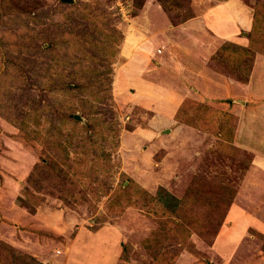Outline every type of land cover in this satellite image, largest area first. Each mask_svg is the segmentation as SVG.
Masks as SVG:
<instances>
[{
  "label": "rangeland",
  "instance_id": "rangeland-1",
  "mask_svg": "<svg viewBox=\"0 0 264 264\" xmlns=\"http://www.w3.org/2000/svg\"><path fill=\"white\" fill-rule=\"evenodd\" d=\"M245 1H256L253 44L240 34L204 52L187 51L186 41L171 47L174 28L170 43H155V27L176 26L217 0H0V264H21L17 254L40 264L261 262L263 240L248 229L264 228V164L252 170L249 159L264 157V105L244 112L238 94L255 78L264 91V0ZM135 30L127 55L139 53L140 66L120 53ZM160 75L172 81L162 89L176 93L177 106L188 99L194 121L209 111L200 102L237 112L230 139L219 127L224 117L203 129L175 120L179 108L158 116L159 98L145 87L163 85ZM246 126L256 149L234 142ZM159 187L191 198L207 223L183 241L165 239L153 255L158 218L145 196ZM124 188L123 199L115 191Z\"/></svg>",
  "mask_w": 264,
  "mask_h": 264
},
{
  "label": "crops",
  "instance_id": "crops-1",
  "mask_svg": "<svg viewBox=\"0 0 264 264\" xmlns=\"http://www.w3.org/2000/svg\"><path fill=\"white\" fill-rule=\"evenodd\" d=\"M255 3L256 1L247 3L245 0H217V2H215L214 5L208 8L205 12L201 13L198 16L188 18L176 26L171 25V27L169 28L165 27V29L162 28V30H160V28H158L157 26L159 25L161 21H158L159 23L155 27V43H159L161 41L162 42L169 41V39L174 36V35L170 36V34L175 29V31L178 32V35H179V36L177 35L179 42L174 44V42L172 41L170 45L171 47L178 46L179 49H181L183 47L181 46L180 42L186 41L188 42V44H191V48L190 47L186 48L187 51H189L190 49L194 50V48L199 49L204 52L212 51L216 48L219 42H222L223 39L232 40L231 42H233V40L235 41L237 40L240 34L245 35L249 33L251 26L253 24L255 5H256ZM135 29L139 30L140 28H135ZM136 33H137L136 30L135 32L132 31L131 33H128L127 40L123 42L120 53L121 54L123 53L125 58L127 54H130V52H132L130 48L131 43L133 41H138L136 40V36H135ZM246 40L245 42L248 44V38H246ZM243 42H244V39H243ZM142 48L145 49L146 47H144V45L143 46L140 45L139 50H142ZM137 54L138 55H134V56L127 55L129 56V58L126 61L139 62V58L141 57L139 53ZM261 56H262L261 60L264 61V55H261ZM161 59H163V56H161ZM128 62L127 64H130ZM140 65L141 64L139 62V66ZM159 77H160L159 79L160 83L161 84L164 83L163 85H158V86L154 85L153 86L154 88L151 85H149L145 88L151 87L149 89L151 90L152 93H154V90H155V98H159L156 100L157 101L156 104L158 105L156 108V112L158 113V116L160 115L163 118H171L173 117L177 109L179 108V106H177L176 101H174L176 93L173 94L168 90L167 91L163 90L162 86L165 87V85L168 84V87H169L172 84V81H170V84L168 82L165 83L166 80L164 79V77H162L161 75ZM263 77L264 75L260 78L264 79ZM254 81L259 82V80H257L256 78ZM254 81H252L251 83L248 82L244 84V86L242 87L243 90L242 89L239 90L240 93L238 95H241L242 93L245 94L243 101H239L240 103H242L241 104L242 106L240 108L241 109L244 108V112H247L248 109H251L253 107H255L253 109L256 112L259 110V108L262 105H264L263 103L264 96H262L264 95V91L257 89V87L254 86L255 85ZM256 84L258 83L256 82ZM149 89L148 90L145 89L144 93L147 94L148 92H150ZM228 105H231V104L228 103ZM235 114L237 115L238 113L236 112ZM244 118L246 117L245 116L243 117V115L240 116L239 121L241 123L238 121V125L245 123L243 122ZM146 134H147L146 138H149V139L151 138V140H155L156 142L165 141V138L163 136L158 137V135L155 132L152 134L147 132ZM240 135H242L241 140H239ZM250 137L253 139V141H250ZM237 140H239V143H237ZM257 140L258 138H257L256 132L250 131L247 126L244 127L243 129L240 128L239 130L236 128L234 142L236 143L237 146L241 145V146H246L248 148L252 147L253 149H256ZM260 146L261 148H259L258 150L264 152V143H261ZM253 164H257V166L259 164H264V157L254 152V155L252 156V162H251L252 170L254 169ZM261 170L264 171V169H261ZM247 171H248L247 172L248 174H247L246 179H250V176L252 177L251 170L248 169ZM243 222H246V221H243ZM263 230L261 229L260 231H263ZM232 240H236V239L233 238ZM259 260L261 262L257 264H260V263L264 264V255Z\"/></svg>",
  "mask_w": 264,
  "mask_h": 264
},
{
  "label": "trees",
  "instance_id": "trees-1",
  "mask_svg": "<svg viewBox=\"0 0 264 264\" xmlns=\"http://www.w3.org/2000/svg\"><path fill=\"white\" fill-rule=\"evenodd\" d=\"M257 17H258V15H256V13H254L253 24L251 26L249 33H248L250 35L249 37L251 38V39H249V42H248L250 44L251 43L253 44V42H254L253 41V39H254L253 30H254V32L256 31L255 28H256V23L258 21ZM72 38L73 37L66 38L65 40H69V39L72 40ZM257 46H260V45L257 44ZM187 102H188V99H186L185 101L182 102V104L179 107V110L175 114V120L181 121L184 123L187 122L190 125L200 126L201 128L206 129L208 127L206 121H209L210 126H216V125L218 126L219 125V118L224 117L225 120H227V123H226L227 125L224 124L223 127L221 125L219 127H221V129L223 130L222 135L224 134V136H226V139H228V140L230 139V136L228 135V133H231L232 129L236 126V118L237 117L235 114H232L230 112H225V111L223 112V111L218 110V109H211L205 103L200 102L201 106H204L209 111H208V114H206L204 117L197 116L195 121H194L191 118V115L188 116V114L185 112ZM184 115L186 116V118H183ZM223 142L229 143L226 140H224ZM251 158H252V155H250L249 163H250ZM80 171H78V173H81ZM135 187L137 190L135 192H133V190H131V193L136 194L138 196L140 186L138 183H136ZM116 193H118V195L124 199V198H126L127 190H125V188L123 191H121V189H118L115 191V194ZM185 196L186 195L179 198V197L175 196L174 194H172L171 192L167 191L165 188H162V187H159L157 189L156 194L152 197L150 194H148V193L146 194V196H145L146 202L149 205L150 210L153 212L154 216H156L158 218V221H157L158 227L155 229V231L153 233H151V236L152 235L153 236L150 237L151 238L150 242L152 243L153 247L147 246V248L149 249L150 252L154 251L152 253L153 255L159 253L162 250V243L165 239H169V237L175 236L179 240L181 239L183 241L185 238L189 237L191 229H193L197 232H201L205 229L204 227L207 223V220H205V222H202L197 218L198 215L197 214L195 215V212H194L195 208H197V207L189 205L188 200L191 198H187ZM129 199H130V197H128L127 200L125 199L127 201V203L132 202L131 199L130 200ZM118 200L115 199L113 204L110 202V205L113 208V206L115 204L114 208H116L117 211H120L121 208L123 207V201H121V200L118 201ZM134 205H135V207L137 206L136 203H134ZM248 232L249 233L251 232L253 235H257V237H259L263 240V245L261 248H262V251L264 253V233H261L260 231L254 229V228H251V227L248 229ZM205 235L207 236V233ZM16 256H17V259H19V261H20L19 263H21V264H40L33 259L30 261L29 260L25 261L23 259V256L22 257L18 256V254Z\"/></svg>",
  "mask_w": 264,
  "mask_h": 264
},
{
  "label": "water",
  "instance_id": "water-1",
  "mask_svg": "<svg viewBox=\"0 0 264 264\" xmlns=\"http://www.w3.org/2000/svg\"><path fill=\"white\" fill-rule=\"evenodd\" d=\"M63 1H67V2H73V0H63Z\"/></svg>",
  "mask_w": 264,
  "mask_h": 264
}]
</instances>
